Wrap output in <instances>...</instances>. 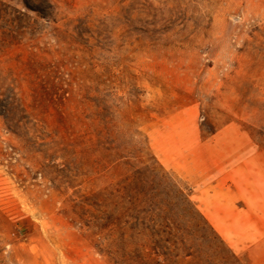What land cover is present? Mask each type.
Here are the masks:
<instances>
[{
    "label": "rangeland",
    "instance_id": "1",
    "mask_svg": "<svg viewBox=\"0 0 264 264\" xmlns=\"http://www.w3.org/2000/svg\"><path fill=\"white\" fill-rule=\"evenodd\" d=\"M50 2L0 0V264H250L264 0Z\"/></svg>",
    "mask_w": 264,
    "mask_h": 264
},
{
    "label": "crops",
    "instance_id": "2",
    "mask_svg": "<svg viewBox=\"0 0 264 264\" xmlns=\"http://www.w3.org/2000/svg\"><path fill=\"white\" fill-rule=\"evenodd\" d=\"M248 213L245 216L246 239L250 237L251 249H250V264H264V202L254 203L247 209ZM260 234V248L253 246L254 237ZM259 252V253H258Z\"/></svg>",
    "mask_w": 264,
    "mask_h": 264
},
{
    "label": "trees",
    "instance_id": "3",
    "mask_svg": "<svg viewBox=\"0 0 264 264\" xmlns=\"http://www.w3.org/2000/svg\"><path fill=\"white\" fill-rule=\"evenodd\" d=\"M22 2L24 3V5L28 9L37 12L38 15L41 16V17L50 18L52 16L53 12H54L53 11L54 10V6L50 2V0H22ZM2 34L4 35L5 33L3 32ZM163 176H164V181H165L167 179V177H166L167 175H163ZM168 184L171 187V190H173V193H174L175 197L178 198L177 200L179 202L186 203V205L188 206V208L191 209V210H192V208L195 209L193 207L194 205L191 204V202L186 197V195L184 194V192H183V190L181 188H179L177 185H175L173 183H171L173 186L170 183H168ZM134 197L136 199L135 202H134V204L137 203L138 200L141 201V197H142L141 195L138 194L137 197L136 196H134ZM200 216H201V220L203 222H201V224H200L199 221H198L196 223V226L203 229L206 225H208L209 228L211 229L212 233H214L215 235H217L215 233V231L211 228V226L208 224V222L206 221V219L202 215H200ZM217 237H219V236L217 235ZM220 242L223 244V241L221 240V238H220Z\"/></svg>",
    "mask_w": 264,
    "mask_h": 264
}]
</instances>
